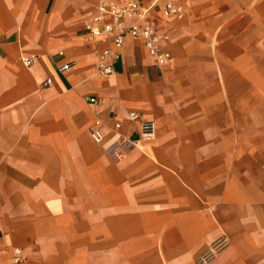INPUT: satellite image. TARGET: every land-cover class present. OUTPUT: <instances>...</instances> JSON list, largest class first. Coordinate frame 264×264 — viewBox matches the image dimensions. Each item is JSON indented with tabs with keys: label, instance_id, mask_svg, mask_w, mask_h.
Segmentation results:
<instances>
[{
	"label": "crops",
	"instance_id": "obj_1",
	"mask_svg": "<svg viewBox=\"0 0 264 264\" xmlns=\"http://www.w3.org/2000/svg\"><path fill=\"white\" fill-rule=\"evenodd\" d=\"M175 1L150 11L165 64L128 35L100 75L96 0H0V264H264V0ZM130 110L154 134L115 160Z\"/></svg>",
	"mask_w": 264,
	"mask_h": 264
},
{
	"label": "built area",
	"instance_id": "obj_2",
	"mask_svg": "<svg viewBox=\"0 0 264 264\" xmlns=\"http://www.w3.org/2000/svg\"><path fill=\"white\" fill-rule=\"evenodd\" d=\"M155 3L163 17H181L185 11V5L175 0H152L147 5L140 0H96L97 12L85 24L87 40L94 43L92 53L96 56L95 72L109 75L115 71V64L121 57V49L128 35L142 41L157 66L169 60L171 51L164 46L163 35L158 31L150 12ZM35 55V53L24 54L22 60L25 64H30ZM70 64V61H65L60 63L58 68L64 70ZM43 82L49 83L50 79L47 77ZM86 99L94 105L101 103V97L96 94H88ZM128 118L137 122L139 133L138 136L131 137L121 132V120L114 119L111 126L114 135L107 141L106 150L115 160L123 158L134 147L140 146L141 141L152 138L154 134L153 119L145 118L135 110L128 112ZM106 129L107 125L99 116H96L89 126L90 135L96 142L107 140ZM206 257L207 253L202 254L198 262L202 263ZM23 261L22 248L13 246V264H23Z\"/></svg>",
	"mask_w": 264,
	"mask_h": 264
}]
</instances>
